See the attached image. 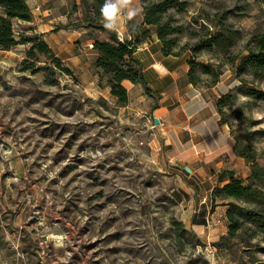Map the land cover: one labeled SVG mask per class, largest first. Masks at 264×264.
<instances>
[{
	"label": "rangeland",
	"instance_id": "1",
	"mask_svg": "<svg viewBox=\"0 0 264 264\" xmlns=\"http://www.w3.org/2000/svg\"><path fill=\"white\" fill-rule=\"evenodd\" d=\"M162 1L133 6L143 15ZM168 1L164 38L191 62L196 87L210 90L214 104L230 94L220 121L264 169V76L256 78L244 59L264 31V0ZM103 3L61 0L56 14L66 20L55 24L52 53H35L38 72L23 70L33 62L23 63L31 42L0 52V264H264V233L255 224L244 226L233 251L216 238L203 245L188 231V204L177 198L188 196L177 177L184 171L169 163L151 126L149 95L124 85L128 100L118 103L110 76L94 67L93 41L107 34L99 28ZM13 33L17 40L37 36L14 26ZM212 36L218 42L204 46ZM241 170L247 183L250 164L244 160ZM222 203L236 213L264 212V199Z\"/></svg>",
	"mask_w": 264,
	"mask_h": 264
},
{
	"label": "crops",
	"instance_id": "2",
	"mask_svg": "<svg viewBox=\"0 0 264 264\" xmlns=\"http://www.w3.org/2000/svg\"><path fill=\"white\" fill-rule=\"evenodd\" d=\"M25 2L30 9L37 5L41 8L47 7L51 10V15L33 12L29 22L14 20L13 26L17 27V32L26 36L36 34L52 48L49 41L52 39L50 36L53 34L55 24L66 20L62 15L56 14L61 0ZM0 15H4L1 7ZM128 23L141 26L143 15L132 21L122 22L119 33L124 39L131 40L133 37L128 32ZM69 27L67 29L78 28ZM78 29V36L87 32L84 27L80 26ZM145 29L150 28L142 26L140 31ZM107 39L108 35L102 33L99 40ZM161 51L160 41L150 30V35L137 45L134 56L140 62L146 85L151 93L147 96L151 126L161 132L169 163L181 167L187 174L178 172L177 177L186 185L188 196L183 198L177 195V198L188 204L186 212L188 231L205 245L226 235L227 230L225 225L227 205L215 201V207L212 208V190L217 185L222 186L228 182L226 177L219 182L217 174L232 171L239 177L243 173L241 168L244 167V160L236 156L229 128L220 122L213 93L188 82L189 67L186 56H164ZM122 85L143 87L129 81H123ZM154 118L158 119V125L154 124ZM185 167H188L190 172H187ZM184 229H187V226Z\"/></svg>",
	"mask_w": 264,
	"mask_h": 264
},
{
	"label": "trees",
	"instance_id": "3",
	"mask_svg": "<svg viewBox=\"0 0 264 264\" xmlns=\"http://www.w3.org/2000/svg\"><path fill=\"white\" fill-rule=\"evenodd\" d=\"M170 6V2L164 0L153 6L145 7L141 26H134L131 23L127 24L128 32L133 37L131 40H120L116 32H110L104 29L102 20H99V22H101L99 28L107 33L108 39L93 41L92 48L96 53L94 67L102 71L105 75L110 76V95L116 98L118 103L125 104L128 100L127 90L122 85L123 81H129L132 84H140L143 86L145 93L151 95L146 85L140 62L134 56L139 42L145 40L150 35L151 29L140 31L142 26H148L149 28L150 26L156 27L157 32L155 34H157L156 36L162 45L161 52L164 56H181L178 52H172L169 41L164 38L162 33L163 26L160 23V17ZM0 7L4 12V15H0V50H10L16 45L24 44L26 40L27 42H31L32 45L27 52V59H25L23 63L26 64L29 59H32L33 62L23 70H31L33 73L38 72L39 69L32 70V64H34L35 61V53L50 55L52 53L51 49L39 36L29 39H23V37L20 36V40H16L13 33L14 20L24 22H29L31 20L30 8L25 0H0ZM85 16L87 21L93 22L96 20L87 14ZM71 26L75 27L74 25ZM216 38V36L210 37L206 42H203L204 46H212L214 43L218 42ZM246 51L247 53L244 55V59L251 67L253 75L256 78L264 76V31L252 37L251 43L247 45ZM52 62L58 63L54 58H52ZM187 64H190L187 72L188 82L196 86L197 81L194 77V68L191 66V62L188 63L187 61ZM66 72L69 73L68 70H66ZM216 76L218 77V75ZM250 94L253 96L259 95L257 92ZM229 97L230 94L224 95L215 102L217 112L220 116L223 115L221 107ZM220 122L226 124L225 121ZM234 152L236 156L243 158L250 164L251 175L246 183L243 179L236 177L232 171L221 172L218 181L222 182L223 177H226L228 182L214 188L216 194H213L212 198L219 197L221 202L228 200L242 201L253 206V204L259 201L261 202V200L264 199V169L261 168L258 161L254 158L253 152L237 141L234 142ZM260 208V206L258 209L254 207L251 211L236 213L234 209L228 208L227 205L225 217L228 221V230L226 235L220 237L219 242L215 243V245L221 246L225 250L233 251L232 241L241 240L240 232L247 223L255 224L257 229L261 233H264V212H262ZM242 217H245V221L241 219ZM176 224L181 225L180 222ZM252 238L254 237L252 236ZM246 239L247 241L250 240L249 238H245V240Z\"/></svg>",
	"mask_w": 264,
	"mask_h": 264
},
{
	"label": "clouds",
	"instance_id": "4",
	"mask_svg": "<svg viewBox=\"0 0 264 264\" xmlns=\"http://www.w3.org/2000/svg\"><path fill=\"white\" fill-rule=\"evenodd\" d=\"M142 13L133 6V0H104L100 7L103 27L107 31L119 33L124 20L132 21Z\"/></svg>",
	"mask_w": 264,
	"mask_h": 264
},
{
	"label": "built area",
	"instance_id": "5",
	"mask_svg": "<svg viewBox=\"0 0 264 264\" xmlns=\"http://www.w3.org/2000/svg\"><path fill=\"white\" fill-rule=\"evenodd\" d=\"M33 12H40L43 13V15L45 16H50L51 15V10L49 8H41L39 5L35 6L34 8L30 9V14H32ZM118 38L120 40L124 39V36L121 33H117Z\"/></svg>",
	"mask_w": 264,
	"mask_h": 264
},
{
	"label": "water",
	"instance_id": "6",
	"mask_svg": "<svg viewBox=\"0 0 264 264\" xmlns=\"http://www.w3.org/2000/svg\"><path fill=\"white\" fill-rule=\"evenodd\" d=\"M158 123H159L158 119H157V118H154V124H155V125H158ZM185 170H186L187 172H190V169H189L188 167H185Z\"/></svg>",
	"mask_w": 264,
	"mask_h": 264
}]
</instances>
